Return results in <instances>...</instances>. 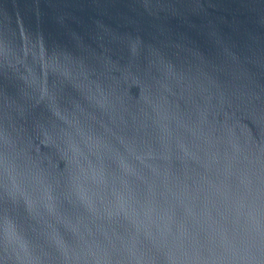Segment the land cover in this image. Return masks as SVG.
Instances as JSON below:
<instances>
[{"label":"water","instance_id":"1","mask_svg":"<svg viewBox=\"0 0 264 264\" xmlns=\"http://www.w3.org/2000/svg\"><path fill=\"white\" fill-rule=\"evenodd\" d=\"M0 264H264V0H0Z\"/></svg>","mask_w":264,"mask_h":264}]
</instances>
